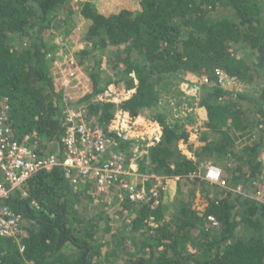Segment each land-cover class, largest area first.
Returning a JSON list of instances; mask_svg holds the SVG:
<instances>
[{
    "label": "trees",
    "instance_id": "trees-1",
    "mask_svg": "<svg viewBox=\"0 0 264 264\" xmlns=\"http://www.w3.org/2000/svg\"><path fill=\"white\" fill-rule=\"evenodd\" d=\"M71 2L0 0V110L7 104L10 136L39 156L64 155L54 71L62 52L45 34L72 19ZM218 5L231 12L213 16ZM263 9L264 0H85L87 44L72 55L87 86L70 104L125 154L144 143L137 170L161 176L165 189L153 207L123 199L135 215L122 221L120 247L106 253L109 239L96 227L111 230L109 218L78 209L91 182L76 186L62 165L37 171L25 195L3 202L23 232L0 236V264H105V255L113 264H264V199L256 194L264 187ZM219 72L255 83L254 93L222 85ZM201 161L221 165L229 186L217 191L196 175ZM197 186L207 201L201 213L191 207Z\"/></svg>",
    "mask_w": 264,
    "mask_h": 264
},
{
    "label": "built area",
    "instance_id": "built-area-1",
    "mask_svg": "<svg viewBox=\"0 0 264 264\" xmlns=\"http://www.w3.org/2000/svg\"><path fill=\"white\" fill-rule=\"evenodd\" d=\"M60 67L62 71L55 72V75L65 102V129L60 137L64 149L62 158L53 153L39 156L25 143V138L22 141L12 138L6 124L7 104H3L0 110V236L14 237L23 232L19 216L3 202L17 190L25 195V182L40 170H50L62 165L71 174L72 183L77 186L82 180L91 182L95 192L101 194L106 201H111L116 190L118 193L115 198L118 200L125 198L130 202L149 203L153 207L160 203L165 189L158 174L132 169L125 153L118 150L119 139L109 137L102 128L88 124L83 117L84 109L70 104L85 91H76L75 80L78 79L80 68L71 53L66 55L64 65ZM223 79L227 81L226 75L219 72V80L223 82ZM128 138L129 135L123 133L120 140L126 141ZM141 139L144 140V137ZM134 147L142 151L144 143L140 141L133 144L132 149ZM201 167L202 178L219 186L226 185L222 169L218 165L212 163ZM32 203L36 204L34 201ZM207 220L211 226L218 225L213 215H207Z\"/></svg>",
    "mask_w": 264,
    "mask_h": 264
},
{
    "label": "rangeland",
    "instance_id": "rangeland-1",
    "mask_svg": "<svg viewBox=\"0 0 264 264\" xmlns=\"http://www.w3.org/2000/svg\"><path fill=\"white\" fill-rule=\"evenodd\" d=\"M84 1L85 0H72L71 7L75 11L74 16H72V19L64 25H58L57 27L54 26L53 28L48 29L46 31V34H45L46 40H48L51 43H55L57 46H59V49L62 52L61 58L60 59L58 58V59H56V61H54V71L56 73H60V70L62 71V69H60L61 68L60 66L64 65L66 55H68L70 53L71 54L73 53V55H74L80 48H82L85 44H87V40L85 37L87 20L84 19L83 17H80V15H79V9L81 8V4ZM96 1L97 0H93V2H95V3H96ZM230 12H231L230 7L218 5L215 9H213L211 11V14L213 16H216V15L227 14ZM263 15H264V9H263ZM77 77H78V79L75 80L76 87H77L76 91L78 93H82L84 91V89H86V86H87L86 85L87 84L86 83L87 82V75L80 69V73L78 74ZM222 85L228 87L229 89H231L233 91H237V92L238 91H245L250 95H252L254 93V90L256 87L255 83L245 84L243 82H239V81L237 82V81H234L232 79L229 81H225L223 79ZM181 87H184V85L182 83H181ZM242 102L246 105H249L250 107H253V104L250 102H247L245 100H242ZM197 143H198V141H196V144ZM128 151L129 152H127L125 154L126 159L129 163L130 167L132 169L138 171L136 159L138 157H141L140 153L144 152L145 149L143 148L142 151H140L139 148L136 149L134 147V149H131ZM260 157L264 163V151L261 153ZM205 164H206L205 161H201V162H199L198 166L201 167V165H205ZM216 165L220 166V168L222 169L221 165H219V164H216ZM234 165H235V162H232L230 164V168L227 170L228 173L231 172L232 169H234V167H233ZM201 169H202V167H201ZM222 172H223V169H222ZM263 173H264V165H263ZM200 174H201V172H200ZM223 175H224L223 176L224 178H226V176H228L225 173H223ZM212 184H214V183H212ZM209 186H210L209 191L211 193H213V191H215L216 189H217V191H220V188H221L219 186L216 189H214L213 187H211L210 184H209ZM226 186H229V184ZM83 187L85 189L84 192L86 194H85V196L83 194L80 195L81 199L79 200V204H78V209L80 210L79 213L82 216H87L88 218L90 216L102 213L101 215L104 216V217H102L103 219L107 220V217H108L110 220V226H112L111 230H105L104 225L100 226V227L99 226L96 227L98 230L97 234L99 236L105 235L109 239V240L105 239V243H106L105 251H106V253H108V252H110L111 248L114 249L116 247H120V245H121L118 237L121 234L122 221L125 220V218L131 219L135 214L133 212L132 213L129 212V208H128L129 205L127 203H124L125 201H123V199L118 200V198L117 199L115 198L118 191L115 190V195L111 199V201H106L103 199L101 194L95 192L92 184H90V185L85 184ZM175 191L176 190H173V192H172L173 193L172 199H174L176 196V194L174 195ZM256 194H257V197L264 199V187L259 189L258 192L256 191ZM121 196H123V195H121ZM115 201H116V203H115L116 205H114L113 209H111L109 212L105 213L103 207L107 206L110 203H113ZM206 203H207L206 198L203 196V194H201V192L199 191V186H197L195 188L194 195L191 198V207L196 209L197 211H199V213H201L204 210V207H205L204 204H206ZM126 204L128 205V207L126 206ZM160 209H161V207H160ZM167 210L170 211V208L166 209L165 211H167ZM110 231H112V235H111ZM127 236L129 237V235H127ZM125 245L126 246L131 245L130 237H129V239L126 238ZM187 246L190 247L189 245H187ZM108 248H109V250H108ZM118 254H119V252H118ZM103 259H104L102 261L103 263L113 264L114 260H112L111 258L107 259L106 255H105V258H103ZM120 262H121V260H120Z\"/></svg>",
    "mask_w": 264,
    "mask_h": 264
},
{
    "label": "crops",
    "instance_id": "crops-1",
    "mask_svg": "<svg viewBox=\"0 0 264 264\" xmlns=\"http://www.w3.org/2000/svg\"><path fill=\"white\" fill-rule=\"evenodd\" d=\"M203 169V168H202ZM201 169V167L200 166H198L197 167V169H196V174H198L199 176H203V170ZM200 172H201V174H200ZM207 181V180H206ZM207 204V203H206ZM206 204H204V206H206ZM205 208V207H204Z\"/></svg>",
    "mask_w": 264,
    "mask_h": 264
}]
</instances>
